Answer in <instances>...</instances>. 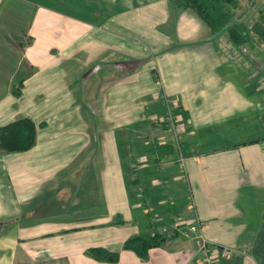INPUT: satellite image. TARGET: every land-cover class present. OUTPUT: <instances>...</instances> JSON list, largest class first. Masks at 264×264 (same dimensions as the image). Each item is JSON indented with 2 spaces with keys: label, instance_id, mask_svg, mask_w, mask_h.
Returning <instances> with one entry per match:
<instances>
[{
  "label": "crops",
  "instance_id": "obj_1",
  "mask_svg": "<svg viewBox=\"0 0 264 264\" xmlns=\"http://www.w3.org/2000/svg\"><path fill=\"white\" fill-rule=\"evenodd\" d=\"M216 39L171 0H0V125L35 124L29 148L0 152V264H197L193 215L240 250L216 264H264V72ZM150 223L163 246L121 247Z\"/></svg>",
  "mask_w": 264,
  "mask_h": 264
},
{
  "label": "trees",
  "instance_id": "obj_2",
  "mask_svg": "<svg viewBox=\"0 0 264 264\" xmlns=\"http://www.w3.org/2000/svg\"><path fill=\"white\" fill-rule=\"evenodd\" d=\"M178 8L189 9L207 26L210 34L224 29L228 40L234 45L251 43L264 44V6L248 16L247 11L254 0H171ZM21 77L10 85V91L19 95ZM163 123V121H161ZM35 140V124L28 117H19L0 125V152L22 151L29 148ZM169 151L171 145L163 144ZM119 220V219H117ZM150 223V231H152ZM167 237L158 232L137 233L125 238L121 247L133 251L140 258L147 257V250L154 246H163ZM85 254L99 261L115 262L116 250L102 246H89ZM17 264H37L34 261H23Z\"/></svg>",
  "mask_w": 264,
  "mask_h": 264
},
{
  "label": "built area",
  "instance_id": "obj_3",
  "mask_svg": "<svg viewBox=\"0 0 264 264\" xmlns=\"http://www.w3.org/2000/svg\"><path fill=\"white\" fill-rule=\"evenodd\" d=\"M164 101L167 106V114L162 119L166 123L167 128L172 132L174 138L177 139L178 133L183 131V127L174 121L171 112V99L164 97ZM178 152V164L182 166L183 159ZM263 150H264V140H263ZM180 218H175V224L181 223ZM203 222L196 216L193 215L191 220L188 222V231L191 232L192 236L196 239V245L191 251V255H197V264H216L219 258L229 257L232 253L240 251L237 247L230 245H219L217 243L208 241L201 232V225Z\"/></svg>",
  "mask_w": 264,
  "mask_h": 264
},
{
  "label": "rangeland",
  "instance_id": "obj_4",
  "mask_svg": "<svg viewBox=\"0 0 264 264\" xmlns=\"http://www.w3.org/2000/svg\"><path fill=\"white\" fill-rule=\"evenodd\" d=\"M254 1L252 13L255 9L264 6V0ZM216 44L224 54V61L233 63L236 66L235 68L241 71V74L245 75L247 73L251 75L254 69L256 71L259 70L260 73L264 72V44L252 41L251 43L236 46L228 40L224 29L218 31ZM261 81L264 84V75L261 76ZM262 123H264V120ZM254 127H256V124H254Z\"/></svg>",
  "mask_w": 264,
  "mask_h": 264
}]
</instances>
